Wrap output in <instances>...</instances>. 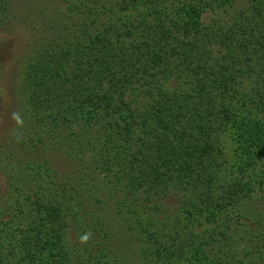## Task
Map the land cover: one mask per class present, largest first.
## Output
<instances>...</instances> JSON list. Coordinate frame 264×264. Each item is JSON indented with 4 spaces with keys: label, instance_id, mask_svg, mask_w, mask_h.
<instances>
[{
    "label": "trees",
    "instance_id": "1",
    "mask_svg": "<svg viewBox=\"0 0 264 264\" xmlns=\"http://www.w3.org/2000/svg\"><path fill=\"white\" fill-rule=\"evenodd\" d=\"M31 1L0 264H264V0Z\"/></svg>",
    "mask_w": 264,
    "mask_h": 264
},
{
    "label": "rangeland",
    "instance_id": "2",
    "mask_svg": "<svg viewBox=\"0 0 264 264\" xmlns=\"http://www.w3.org/2000/svg\"><path fill=\"white\" fill-rule=\"evenodd\" d=\"M42 3L49 4L48 0H44ZM31 5H33L31 0H16V2L14 0L12 13L0 25V131L12 128L18 115L17 89L20 71L27 57L32 36V30L26 24L25 19L27 18L24 15L27 17L30 15L31 10L28 8ZM22 17H24L23 20ZM44 23L45 20H40L34 25L38 27ZM1 180L2 175L0 174ZM112 231H114L113 237L117 238L120 235L117 227L113 228ZM127 239L125 248L119 249L120 256L116 257L114 264L136 263L137 257L133 251L134 247L129 244L132 239L130 237Z\"/></svg>",
    "mask_w": 264,
    "mask_h": 264
}]
</instances>
